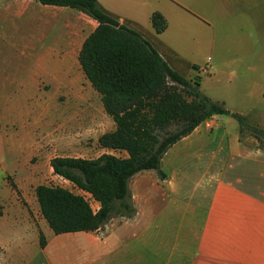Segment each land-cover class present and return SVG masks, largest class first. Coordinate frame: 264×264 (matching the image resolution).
<instances>
[{
	"label": "crops",
	"instance_id": "obj_1",
	"mask_svg": "<svg viewBox=\"0 0 264 264\" xmlns=\"http://www.w3.org/2000/svg\"><path fill=\"white\" fill-rule=\"evenodd\" d=\"M96 1L104 12L146 39L179 74L180 55L170 40L189 35L187 29L180 35L171 30L198 19L212 24L236 14L250 17L255 29L264 21V0ZM1 2L4 21L10 12L15 30L39 42L34 55L47 56L46 63L58 71L80 69L78 55L96 21L76 9L34 0ZM24 3L32 9H25ZM155 12L166 21L162 33L151 24ZM189 65L201 74L207 71L194 62ZM244 70L257 68L246 65ZM185 78L196 79V75ZM239 114L248 120L264 119V109L254 106ZM245 137L240 138L231 117L205 121L166 152L160 164L166 178L150 176L154 191H143L138 183L139 190L131 194L134 216L114 217L95 232L56 235L41 215L35 194L5 187L0 195V264H264V147ZM182 149L188 153L176 165L198 166L201 161L207 165L205 180L196 183L198 192L183 193L186 172L170 171ZM157 199L169 204L160 210ZM95 204L97 211L99 204ZM157 231L176 232V238L152 239Z\"/></svg>",
	"mask_w": 264,
	"mask_h": 264
},
{
	"label": "rangeland",
	"instance_id": "obj_2",
	"mask_svg": "<svg viewBox=\"0 0 264 264\" xmlns=\"http://www.w3.org/2000/svg\"><path fill=\"white\" fill-rule=\"evenodd\" d=\"M24 8L30 11L32 6L24 3ZM254 26L250 17L236 14L212 24L198 19L171 30L178 35L188 30V38L170 40L180 55V74L196 75L191 81L198 80L200 93L223 103L231 112L239 113L249 106L264 109V21L259 28ZM34 45L39 47V42L15 30L13 14L8 12L4 21L0 0V195L5 187L28 196L35 194L38 185L62 187L83 196L95 211L90 195L53 174L50 160L56 156L92 160L104 154L124 158L126 153L98 144V138L113 131L115 124L81 70L58 71L46 63L47 56L34 55L39 50ZM190 62L205 68L207 74L192 69ZM246 65H254L257 70L247 72ZM248 121L264 129V119ZM186 153V149L180 151L170 171L186 172L183 193H194L197 181L205 180L207 165L204 161L198 166L176 165L175 161L183 160ZM153 175L159 177L145 171L132 178L130 194L139 190L138 183H142L141 190L154 191L150 183ZM156 204L162 210L169 202L157 199ZM7 229L3 226L2 231ZM176 234L157 231L152 239L171 241Z\"/></svg>",
	"mask_w": 264,
	"mask_h": 264
},
{
	"label": "trees",
	"instance_id": "obj_3",
	"mask_svg": "<svg viewBox=\"0 0 264 264\" xmlns=\"http://www.w3.org/2000/svg\"><path fill=\"white\" fill-rule=\"evenodd\" d=\"M34 1L76 9L96 21L78 62L115 124L113 131L98 138V144L127 155L104 154L92 160L56 156L50 160L54 175L99 204L94 211L83 196L62 187L38 185L37 203L54 234L95 232L114 217H133L131 179L144 171H154L165 179L160 164L166 152L213 116L231 117L240 138L251 136L264 147V129L202 95L197 82L172 70L146 39L104 12L96 0ZM151 24L156 33L166 29L160 13L151 15Z\"/></svg>",
	"mask_w": 264,
	"mask_h": 264
},
{
	"label": "water",
	"instance_id": "obj_4",
	"mask_svg": "<svg viewBox=\"0 0 264 264\" xmlns=\"http://www.w3.org/2000/svg\"><path fill=\"white\" fill-rule=\"evenodd\" d=\"M195 82H197V83H198V80H195Z\"/></svg>",
	"mask_w": 264,
	"mask_h": 264
}]
</instances>
